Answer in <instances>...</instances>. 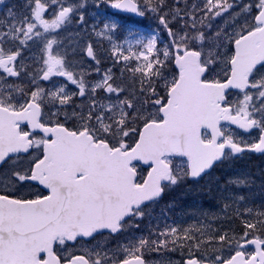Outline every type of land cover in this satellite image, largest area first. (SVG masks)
I'll use <instances>...</instances> for the list:
<instances>
[{
    "label": "rangeland",
    "instance_id": "rangeland-1",
    "mask_svg": "<svg viewBox=\"0 0 264 264\" xmlns=\"http://www.w3.org/2000/svg\"><path fill=\"white\" fill-rule=\"evenodd\" d=\"M118 1L0 0V24L6 26L0 40V60H10L8 69L0 66V71L14 73V82L8 83L0 72V101L5 99L4 93L8 99H16L14 90H18L43 102L55 114V122L66 121L95 132L110 126L117 128L122 140L129 139L134 125L159 118L161 95L153 85L167 89L172 85L176 74L168 63L174 51L200 52L203 62L211 66L210 79L221 80L227 74L230 40L239 37L248 22L246 11L264 4V0H196L188 6V0H176L187 12L167 21L158 19L151 6L141 3L145 25L117 19L112 5ZM63 11L67 12L60 16ZM188 12L191 17L185 22ZM170 23L176 29L168 34L169 39L166 33ZM89 48L92 61L86 56ZM131 83L137 88L130 87ZM169 163L174 168L172 185H176L188 176L187 164L181 160ZM8 173L9 169H4L1 175ZM219 173L206 176L196 189L218 193L230 219L232 214L241 213L238 209L244 202L241 195L227 189V184L217 185ZM243 178L249 180L247 172ZM231 182L233 185H228L239 191L244 183ZM150 216L152 220L141 233L135 226L139 217H135L122 235L114 239L103 235L76 247L64 246L63 254L67 250L81 252L96 264H114L141 253L150 264H178L181 260L174 250L179 244H187L182 234H193L190 242L201 248V256L217 262L230 257L246 239L242 235L237 242L215 246L212 239L217 234L208 218L190 231L191 215L186 214L179 231H171L166 214ZM144 247H151L152 252Z\"/></svg>",
    "mask_w": 264,
    "mask_h": 264
},
{
    "label": "water",
    "instance_id": "water-1",
    "mask_svg": "<svg viewBox=\"0 0 264 264\" xmlns=\"http://www.w3.org/2000/svg\"><path fill=\"white\" fill-rule=\"evenodd\" d=\"M112 8L118 13L143 17L134 0H121ZM64 15L65 12L60 16ZM256 22L262 27L235 43L236 55L228 82L203 83L206 68L200 66V55L193 51L176 55L175 66L180 74L169 92L168 103L161 109L164 121L147 124L135 146L126 152H111L106 143L94 145L86 133L75 135L62 128H42L35 104L20 112L0 108V167L12 155L28 151V142L19 134L17 122L55 138L46 145L45 156L36 165L32 179L49 196L26 202L0 196V264H60L53 253L57 238L73 242L77 238L90 239L98 232L117 233L118 225L133 207L139 208L161 196L160 185L170 177L164 156L186 159L193 179L210 171L229 145H217L222 138L220 125L229 122L241 127L236 118L220 108V101L229 90H245L248 73L264 60V7ZM87 55L92 58L91 50ZM204 129L211 134L210 143L201 141ZM254 151H264V138ZM134 163L152 166L141 187L134 185ZM80 170L86 174L81 186L72 177ZM248 246L257 250L249 260L237 253L223 264H264V242L252 239L242 244ZM42 255L46 256L45 261L38 260ZM140 262L130 259L121 264ZM67 264L89 263L77 258Z\"/></svg>",
    "mask_w": 264,
    "mask_h": 264
},
{
    "label": "flooded vegetation",
    "instance_id": "flooded-vegetation-1",
    "mask_svg": "<svg viewBox=\"0 0 264 264\" xmlns=\"http://www.w3.org/2000/svg\"><path fill=\"white\" fill-rule=\"evenodd\" d=\"M15 10L17 11V9ZM248 11V22L246 23V28H244V30L250 27H253L252 30H254L258 27L254 22L256 19L257 10L250 7ZM252 16L254 18L253 21L251 20ZM4 34H6V26L0 24V40L2 39V36ZM235 42L236 39L230 40L231 53L227 55V76L224 78V81H228L232 74V61L234 58L233 50ZM15 51H17V49ZM9 63L10 60L7 58L4 60H0V66L5 69H8ZM208 68L210 69L211 66H208ZM0 72L3 74L1 79H5L8 83L14 82L12 79V74L14 73L12 71H9L7 75H5V73L2 71ZM14 91L17 93L16 99H8L7 95L4 93L5 99H2L0 101V107L17 112L24 110V108L26 109L31 103H35L39 106V123L43 127L52 128L55 126H61L76 133L87 131L94 139V142H107L110 144L121 139L117 128H112L110 126L103 129L100 128L95 132L92 130V128L85 127L84 129H82V127L73 125L70 122H55L57 121L56 117L54 116L55 114H53L36 96L32 95L31 98H27L28 95L24 92H20L18 90ZM222 106L227 107V115L236 118L237 121L241 124V127L239 128L233 126L229 122H227V125L222 126L223 140L220 142V144L227 140V142H230L237 148L244 149L241 154L234 155L233 150L231 148H227V150L225 151V160L227 159V161H229L241 158H255L256 160L261 161L264 158V153L257 155L251 150L256 145H258L264 137V63L250 73L248 89L245 91H229L227 93V103H224ZM16 125L19 127V133L21 135L28 136V140L31 143V150L27 154L19 153L11 157L0 169V194L13 198H44L48 195V193L38 184L32 181L33 170L35 165L39 161H41L45 155L44 149L46 143L51 142L53 138L46 137L39 132H32L27 124L16 123ZM203 136L205 137V139L208 138V136H206V133H203ZM4 169H9V173L7 175H1ZM135 171L136 184L140 185L146 179L150 169L137 166L135 167ZM42 176L46 177V173H42ZM84 176L85 174L80 172L79 174L73 175L72 177L74 181L78 183ZM78 185L81 186L82 183ZM129 223L130 219L124 222L123 230ZM81 242L87 243V241L82 239L76 240L73 245H69L64 241H60L59 243H57L55 251L57 250V254L60 257V260L69 261L78 255L87 257L81 252H71L69 250H67V252L63 254L64 246L76 247V244ZM245 254L246 257L249 258L254 254V250L246 249ZM137 255L142 256L145 264H150L148 259L144 255H142L141 253H138ZM185 259L183 260V262L178 264H185Z\"/></svg>",
    "mask_w": 264,
    "mask_h": 264
},
{
    "label": "trees",
    "instance_id": "trees-1",
    "mask_svg": "<svg viewBox=\"0 0 264 264\" xmlns=\"http://www.w3.org/2000/svg\"><path fill=\"white\" fill-rule=\"evenodd\" d=\"M139 3H144L153 8V14L158 16V19L164 18V20L170 21L176 16L179 17L180 13H185L186 8L182 7V3H176V0H137ZM196 0H188V6L195 2ZM227 2V0H223ZM222 3V2H221ZM185 10V12H184ZM194 15V14H193ZM160 17V18H159ZM191 17V13L188 12L185 17V22ZM125 18V17H124ZM123 19V18H120ZM123 21V20H122ZM137 22L145 23V20H136ZM186 24V23H185ZM145 25H141V27ZM186 27L190 25L186 24ZM169 27L175 30V24L170 23ZM167 38V36H166ZM168 63V62H167ZM137 88L135 84L132 85ZM139 131L137 128L136 133ZM138 135V133H137ZM125 144H131V141H126ZM248 169V178L250 185L246 188L243 184L241 190L234 187H227L237 196V193H241V198L244 204L241 203L243 211L238 209V212L243 214H232L230 219H227V205L221 204L218 193L211 190L210 194H207L209 199L205 198V194L192 192L194 190V182L186 181V183L181 187L180 194H177L175 198L169 199L165 196V200L159 205L158 210L160 213V208L166 206V215L168 216L169 226H171V231H179L182 221L184 220V215L190 214L191 219L189 223L190 231L195 227H200L201 222L205 219H209L213 225V230L216 231L215 239H212V243H219L221 246H227L233 242H237L242 235L250 236H260L264 237V174L256 171V164L253 161L246 163H236L234 167ZM244 172V173H245ZM242 173V174H244ZM220 174V179L217 181V185L222 187L227 184V176L223 173ZM242 179L243 175L241 176ZM214 186V187H218ZM199 195V200L196 196ZM220 204V205H218ZM246 205V206H245ZM231 207L230 205L228 208ZM242 220L239 219L241 216ZM240 221H239V220ZM182 229V228H181ZM183 238L190 241L194 236L193 234H182ZM215 245V244H214ZM194 244L189 242L188 250L193 249ZM216 246V245H215Z\"/></svg>",
    "mask_w": 264,
    "mask_h": 264
}]
</instances>
